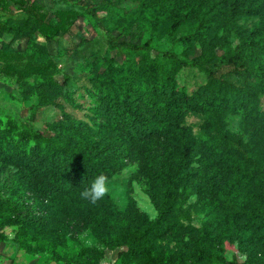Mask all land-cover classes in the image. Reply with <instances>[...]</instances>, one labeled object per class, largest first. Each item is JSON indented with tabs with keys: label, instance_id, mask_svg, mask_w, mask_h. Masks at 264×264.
Masks as SVG:
<instances>
[{
	"label": "rangeland",
	"instance_id": "1",
	"mask_svg": "<svg viewBox=\"0 0 264 264\" xmlns=\"http://www.w3.org/2000/svg\"><path fill=\"white\" fill-rule=\"evenodd\" d=\"M25 1L39 5L49 21L63 7L79 16L48 36L26 4L0 8V49L33 51L57 65L51 78L17 81L0 73V264H264V216L246 213L264 210V172L246 157L264 164V70L243 75L228 61L241 44L239 61L264 65V49L254 50L264 45V0H236L235 8L232 0H119L120 9L111 10L101 4L97 11L110 34L117 41L149 39L147 52L109 43L87 11L103 0ZM249 2L258 9L246 10ZM209 44L213 55L202 68L163 54L186 59ZM125 103L146 126L133 127ZM181 124L193 159L179 170L173 209L158 217L164 173L181 150ZM25 127L108 156L109 194L95 205L80 198L83 188L44 198L36 164L27 178L23 159L5 158L21 148ZM237 142L244 153L232 145ZM36 146L31 140L30 148ZM56 165L70 172L68 159ZM27 203L36 220L14 215L15 206ZM157 217L156 228L132 239ZM199 227L206 230L202 255Z\"/></svg>",
	"mask_w": 264,
	"mask_h": 264
},
{
	"label": "trees",
	"instance_id": "2",
	"mask_svg": "<svg viewBox=\"0 0 264 264\" xmlns=\"http://www.w3.org/2000/svg\"><path fill=\"white\" fill-rule=\"evenodd\" d=\"M10 1L26 4V7L29 13L32 15L37 29L42 34L48 36L54 35L59 31L66 30L68 24L79 16V12L76 8L63 7L56 10V20L49 21L46 19L45 12L39 5L33 3L28 4L25 0H0V8L6 9ZM118 3L119 0H103L99 6H92L87 11L97 20L98 24L105 29V32L109 33L108 41L111 45L118 48L126 47L134 51L147 52L150 49L149 39L145 40L143 43L117 41L115 36L110 34L109 28L104 22L103 18L98 14L97 9L102 6L101 4H103V8L111 10L120 9ZM230 3L232 8H235L238 4L236 0H232ZM257 5L258 2L254 5H251L249 2L247 6H245V9L250 12H254L258 9ZM205 11L206 10L203 12ZM173 22L174 23L172 26L174 28L175 24L179 22V19L176 18ZM204 22V17H200L199 27H202ZM195 35L196 32L193 31L191 33L179 35L178 39H189ZM173 37L176 38L175 36ZM248 42L251 44L253 43L252 40H248ZM240 45L241 44H236L233 52L228 58V61L232 64V70L243 75L248 74L249 71L252 70L263 71L264 65L260 62L255 65H249L241 60L239 61L240 55L238 50ZM263 49V44H255L254 50H256L257 53H260ZM213 50L214 45L209 44L208 47L200 54L186 59L179 57L175 52L172 51H165L163 54L167 58L178 62L182 66L202 68V65L212 57ZM0 61V73L15 76L17 81H24L25 79L33 76L51 78L57 69V65L52 59L49 58L47 60H37L33 51L26 53L18 50L8 51L6 49H0ZM151 62L155 63L154 60H150L149 63ZM208 74L210 75L211 73L208 71ZM164 76L165 72L160 74L159 80L161 82L165 81ZM125 106L129 110L126 119L130 121L136 130L146 126V124L139 119L138 112L129 107L127 103H125ZM77 131H79V129H77ZM179 133L181 150L177 157V163L176 166H174L175 168L170 167L164 173L165 186L162 201L157 206L158 217L173 209L174 200L178 191L179 170L183 165L189 164L193 159L191 155L192 145L190 142L187 126L183 124L179 125ZM20 138L21 148L19 147L17 149L15 148L13 150L6 151L5 158H10L19 163L20 160L23 159L26 167V172L23 173V175L27 178L32 176V174H30L31 171H29L31 166L36 164L37 168L39 169V175L44 179L37 190L44 194V198H53L54 196L62 198L69 190L87 187L90 182L101 173H104L108 176V156L98 157V153L100 151L90 154L86 151H83L81 148H78L76 145L70 144L67 140H60L57 137L46 136L42 130H35L29 127H25L20 130ZM31 140H34V143H38L40 146H36L34 149H31ZM232 145L244 153V150L238 142L236 144L233 143ZM246 157H248L252 162L253 170H260L264 172V164L260 163L253 156L246 155ZM64 158L68 159V161L71 163L70 172L67 175L60 171L59 167L56 165ZM14 212V215L17 217V219L27 218L30 220H36L40 217L35 213L32 205L28 203L22 207L15 206ZM246 213L251 216H264V210L259 208H252L247 210ZM158 217L154 221L142 226L137 234L132 237V239L140 240L142 236H146L152 229L156 228ZM205 235L206 230L203 227H199L197 233V245L199 247L200 255H202Z\"/></svg>",
	"mask_w": 264,
	"mask_h": 264
},
{
	"label": "clouds",
	"instance_id": "3",
	"mask_svg": "<svg viewBox=\"0 0 264 264\" xmlns=\"http://www.w3.org/2000/svg\"><path fill=\"white\" fill-rule=\"evenodd\" d=\"M110 192V179L104 173L96 176L90 184L80 191V198L95 205Z\"/></svg>",
	"mask_w": 264,
	"mask_h": 264
}]
</instances>
